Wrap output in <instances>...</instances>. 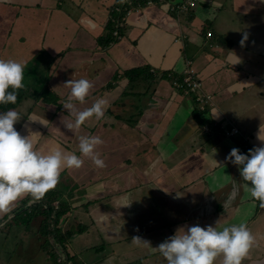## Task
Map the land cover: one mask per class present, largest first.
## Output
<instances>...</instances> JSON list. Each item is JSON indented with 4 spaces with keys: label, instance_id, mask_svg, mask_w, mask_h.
<instances>
[{
    "label": "crops",
    "instance_id": "1",
    "mask_svg": "<svg viewBox=\"0 0 264 264\" xmlns=\"http://www.w3.org/2000/svg\"><path fill=\"white\" fill-rule=\"evenodd\" d=\"M0 3V59L24 64L26 95L17 107L0 106V113H19L14 127L21 135L28 134L25 124L39 132L37 150L59 146L84 160L78 169H64L40 201L41 209L59 200L64 205L58 235L36 222L16 239L27 246L30 233L39 232L36 238L44 236L56 255L61 244L73 264H167L152 247L179 228L219 221L218 230L245 224L255 243L242 264H264V208L226 159L233 148L248 154L261 146L264 0H214L218 7L199 0L181 16L160 0ZM188 62L201 81L196 92L174 86ZM71 79L93 85L83 105L74 102L80 110L107 101L103 119L93 117L74 133L61 119H73L62 105ZM80 136L104 141L96 151L105 167L81 156ZM122 197L131 204L122 206ZM31 199H18L12 211ZM135 237L150 245L134 243Z\"/></svg>",
    "mask_w": 264,
    "mask_h": 264
},
{
    "label": "clouds",
    "instance_id": "2",
    "mask_svg": "<svg viewBox=\"0 0 264 264\" xmlns=\"http://www.w3.org/2000/svg\"><path fill=\"white\" fill-rule=\"evenodd\" d=\"M214 5V0H213ZM217 6L218 5H214ZM248 39L247 33L240 41L241 46ZM24 64L13 59H0V104H15L18 91L23 88ZM64 86L70 89L63 108L73 119L62 123L72 131H78L91 118L101 120L105 116L107 101L97 99L90 107L80 110L76 103L83 105L93 87L87 79L69 80ZM213 115H216L214 113ZM21 119L14 109L0 113V215L12 211L15 202L25 196L34 201L41 200L45 194L56 187L64 169H78L84 160L74 153H66L59 146L48 153L36 149L41 134L33 131L30 124H25L27 135H21L14 125ZM29 122H40L28 118ZM45 125V124H44ZM256 138L261 146L249 149L248 154H241L233 148L226 157L228 162L239 167L244 189L251 198L259 201L264 208V122L259 125ZM104 141L98 136H80L79 151L81 156L90 158L98 168L105 167V162L96 151ZM122 206H129L127 197ZM216 226H185L176 234L168 237L153 252H159L167 264H242L255 243V237L245 224L232 225L218 230ZM136 244H148L140 237L132 240Z\"/></svg>",
    "mask_w": 264,
    "mask_h": 264
},
{
    "label": "rangeland",
    "instance_id": "3",
    "mask_svg": "<svg viewBox=\"0 0 264 264\" xmlns=\"http://www.w3.org/2000/svg\"><path fill=\"white\" fill-rule=\"evenodd\" d=\"M33 210H35L36 214H38V211H42L39 205ZM36 214L33 216L37 217H32L29 223H27L29 219L28 215L24 213L10 218L6 224L0 227L3 228L12 222V224L7 226L8 230L4 232V230L1 229L0 231V264H62L58 263V255L49 249L48 242H46L47 239L44 236L38 239L35 236L38 235L39 232L33 230V233H30L29 230H32L36 225L35 223L39 220V215ZM42 219L43 217L41 220ZM26 228L29 229L27 231L30 233V237H32L31 243L27 244V246L20 242V238H15L16 235L20 236L21 233H24ZM41 230L42 232L44 231L43 228H41ZM19 231L21 232L17 234ZM30 237L26 239L29 241L31 239ZM48 255L52 257L50 256L49 258Z\"/></svg>",
    "mask_w": 264,
    "mask_h": 264
},
{
    "label": "built area",
    "instance_id": "4",
    "mask_svg": "<svg viewBox=\"0 0 264 264\" xmlns=\"http://www.w3.org/2000/svg\"><path fill=\"white\" fill-rule=\"evenodd\" d=\"M120 4L122 2L127 3L128 5H132V3L135 0H118ZM179 1L176 4L171 3L169 0H160L161 3L166 5L168 7V11L171 12V14H176L177 16L184 15L188 12H190L192 9H195L197 4L199 3V0H177ZM154 4L153 1H148L146 3L147 6H152ZM119 9V8H117ZM122 26L121 23L118 24V27ZM115 36H118V32L114 33ZM212 32H207V37L210 39L212 37ZM188 68L184 72V77H182L181 80L175 81L174 86L179 90H186L188 92H196L201 87V81L197 77V73L190 67V62H188ZM198 101L203 102L201 99L198 98ZM205 101V100H204ZM209 131V129H207ZM234 132H231L230 135L233 136L234 133L238 132L237 129L233 130ZM56 207H58V203L55 204Z\"/></svg>",
    "mask_w": 264,
    "mask_h": 264
},
{
    "label": "water",
    "instance_id": "5",
    "mask_svg": "<svg viewBox=\"0 0 264 264\" xmlns=\"http://www.w3.org/2000/svg\"><path fill=\"white\" fill-rule=\"evenodd\" d=\"M40 201H42V200L34 201L33 199H31V200L27 201L26 203L19 205L13 211L8 213L5 218H0V227H2L4 224H6V222H8L10 218H13L14 216L16 217L20 214H24L27 211H29L30 209H32L33 207L38 206L40 204ZM48 203H50V202H48ZM51 207L54 209V207L52 205H51ZM44 208L47 210L48 206H45ZM50 217H51V220L49 221V224H51L50 230L53 234H56L57 215L55 214V212L50 211ZM55 248L57 250L58 257L60 259L59 261L62 264H73L72 261L69 259V256L67 255V253L65 252V250L61 244L56 242Z\"/></svg>",
    "mask_w": 264,
    "mask_h": 264
},
{
    "label": "trees",
    "instance_id": "6",
    "mask_svg": "<svg viewBox=\"0 0 264 264\" xmlns=\"http://www.w3.org/2000/svg\"><path fill=\"white\" fill-rule=\"evenodd\" d=\"M170 1V0H169ZM172 15H174V16H177L176 14H172ZM25 94H24V92L20 89L19 91H18V96H17V102L15 103V104H11V103H9V104H6V105H4V104H0V106L1 107H4L5 109H7V108H14V107H17L20 103H21V101L23 100V98H25ZM52 199L53 200H55L56 199V197H52ZM29 201V200H28ZM59 207H58V209H57V216H59V214H63L65 211H64V205L62 204V202L59 200ZM49 205V206H48ZM47 206H48V209L46 210V209H42V211H41V213H43V214H47V215H49V212L50 211H52L53 210V208L50 206L51 205V203H49ZM43 207L42 205H39V207ZM36 207V206H35ZM54 207V206H53ZM34 208V207H33ZM32 208V209H33ZM32 209H30L29 211H27L26 213H27V215H28V220H27V223H29V221H31V218L32 217H34V218H36L37 216H33V215H35L36 214V212H35V210H33V212H31V210ZM28 212H31V213H28ZM36 215H38V214H36ZM26 222V221H25ZM57 222V221H56ZM45 221H43L42 223H41V225H40V229L41 228H43L44 227V225H45ZM69 237V234H67L66 232H65V235H64V237ZM52 251V250H51ZM53 252V251H52ZM56 254V253H55ZM61 263V262H60Z\"/></svg>",
    "mask_w": 264,
    "mask_h": 264
},
{
    "label": "flooded vegetation",
    "instance_id": "7",
    "mask_svg": "<svg viewBox=\"0 0 264 264\" xmlns=\"http://www.w3.org/2000/svg\"><path fill=\"white\" fill-rule=\"evenodd\" d=\"M0 2H1V0H0ZM6 3H7V6L9 7L10 5H14L15 4V0H6ZM0 7H1V3H0ZM5 9V8H4ZM1 10V9H0ZM4 13V12H3ZM4 15V14H3ZM0 16H1V11H0ZM58 203V202H57ZM58 207H59V203H58ZM58 207H54V211L52 210L51 212H55V214L57 215V209H58ZM35 208V207H34ZM33 208V209H34ZM32 209V210H33ZM45 209V208H44ZM31 210V211H32ZM33 212V211H32ZM28 213H31V212H28ZM38 215H39V220L37 221L38 223H42L43 221H45L46 223V225H49L50 226V229H51V224H49V221L51 220V217H50V212H49V215H47V214H43V213H38ZM6 216H4V217H2V218H5ZM43 217V219L41 220V218ZM57 219H58V216H57ZM2 220V219H1ZM54 221V220H53ZM9 224H12V222H10ZM8 224V225H9ZM36 224V223H35ZM7 225V226H8ZM7 226H5V227H3V228H0V231H1V229H3L4 230V232L6 231V230H8V227ZM56 226H57V222H56ZM13 227H14V223H13ZM51 232V231H50ZM56 234L58 235V232H57V230H56ZM55 234V235H56ZM56 235V236H57Z\"/></svg>",
    "mask_w": 264,
    "mask_h": 264
}]
</instances>
